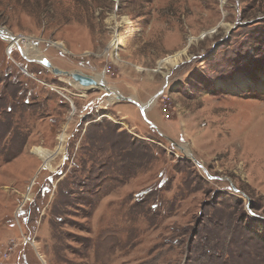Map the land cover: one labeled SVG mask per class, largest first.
Returning a JSON list of instances; mask_svg holds the SVG:
<instances>
[{"label": "rangeland", "instance_id": "374dc122", "mask_svg": "<svg viewBox=\"0 0 264 264\" xmlns=\"http://www.w3.org/2000/svg\"><path fill=\"white\" fill-rule=\"evenodd\" d=\"M0 29V264H264V0H0ZM37 57L161 91L155 130Z\"/></svg>", "mask_w": 264, "mask_h": 264}, {"label": "water", "instance_id": "95a60500", "mask_svg": "<svg viewBox=\"0 0 264 264\" xmlns=\"http://www.w3.org/2000/svg\"><path fill=\"white\" fill-rule=\"evenodd\" d=\"M2 33H5V31L0 29V38L2 37L1 36ZM20 52H21V50H20ZM33 62H35V63L41 65L43 68L49 70L51 72V74L55 77H66V78L70 79L74 84H76L80 89H82L84 91H89L92 89L102 90V89H97V88H104V85L102 84V82H100V80L102 81V79L99 78V77H103V75H101L99 77H95L92 75H85L79 71H73V72L61 71L59 69L52 67L50 62L44 57H41L40 60L36 59ZM104 92L108 96H111V95L115 96L116 101H118V102L133 104L138 109V111H139L141 117L144 119V121L149 126H152V128H154L152 123H149V121L146 119L145 111H146L147 106L151 105V102L156 98V96H159V94H161V91L157 95H155L152 99H150V101L146 105H144V104L140 105L132 97H124L118 91H114V90L112 91L110 89L105 88ZM170 143L173 145L172 142H170ZM193 162L198 167V169H200L203 173L207 174L206 171L203 169V167L199 163L195 162L194 160H193ZM232 190L234 192H237L233 188H232Z\"/></svg>", "mask_w": 264, "mask_h": 264}, {"label": "bare ground", "instance_id": "6f19581e", "mask_svg": "<svg viewBox=\"0 0 264 264\" xmlns=\"http://www.w3.org/2000/svg\"><path fill=\"white\" fill-rule=\"evenodd\" d=\"M6 36H7V38H10L8 34H7ZM13 41H14L15 44L18 45V42H16V40H13ZM20 41H21V40H20ZM23 42H24V41H23ZM112 42L114 43V46H115V47H112V48H114L113 56H116V57H117L116 52H117V49H118V48H116V45L120 43V40H119L118 36H115V37H114V40H113ZM14 43H13V47L16 46ZM113 43H111V44H113ZM23 44H24V43H23ZM11 45H12V44H11ZM24 45H25V44H24ZM26 47H27V46H26ZM57 47H59V46H57ZM61 48H62V47H61ZM23 53L26 54V51H24ZM35 56H36V55H35ZM37 59L40 60L41 57H37ZM167 63H169V64H173V63H174L172 57H169L166 61L164 60L163 64H167ZM161 66H162V65H161ZM163 66H164V65H163ZM69 85L73 86V88L79 89V87H78L77 85H75L73 82L69 83ZM103 89H105V87H104ZM81 90H82V89H81ZM83 91H84V90H83ZM114 97H115V96H114ZM109 101H110V102H113V100H111V99H110ZM140 105H142V104H140ZM146 110H147V109H146ZM61 147H62V142H60V143L57 145L56 150H55L54 152H50V151H48V150H43V149H41V148H35V149L33 150V153H34V154H35V155H36V156L42 161V163H44V166H45V165H48L51 161H53V160L55 159V157H56V155L59 153ZM60 153H61V152H60Z\"/></svg>", "mask_w": 264, "mask_h": 264}, {"label": "crops", "instance_id": "0c3cea01", "mask_svg": "<svg viewBox=\"0 0 264 264\" xmlns=\"http://www.w3.org/2000/svg\"><path fill=\"white\" fill-rule=\"evenodd\" d=\"M143 89V88H142ZM119 90V89H118ZM119 91H121V90H119ZM124 95V94H123ZM155 95H151L150 94V91L149 90H143L142 92H136V93H134V94H132V95H129V97H132V98H135L136 99V101L138 102V103H140V104H147L149 101H150V99H152L153 97H154ZM125 97H128V96H126L125 95ZM123 105H120L119 106V108H121ZM150 106V105H149ZM148 106V107H149ZM153 109H151V111H152ZM153 112V111H152ZM150 116V121L152 122V123H154L155 122V120L153 121V115H149ZM120 119V118H119Z\"/></svg>", "mask_w": 264, "mask_h": 264}, {"label": "clouds", "instance_id": "9594fccd", "mask_svg": "<svg viewBox=\"0 0 264 264\" xmlns=\"http://www.w3.org/2000/svg\"><path fill=\"white\" fill-rule=\"evenodd\" d=\"M14 40V38L12 37V41ZM17 46V45H16ZM17 48H20L19 46H17ZM13 49V48H12ZM9 51L11 50V48H9L8 49ZM21 53V52H20ZM101 75H103V74H101ZM100 75V76H101ZM104 75H105V73H104ZM92 76H95V77H99L98 75H92ZM100 79H102L101 77H99ZM93 90V89H92ZM95 90V89H94ZM113 96V95H112ZM116 99V98H115ZM154 129V128H153ZM155 130V129H154Z\"/></svg>", "mask_w": 264, "mask_h": 264}, {"label": "trees", "instance_id": "16d2710c", "mask_svg": "<svg viewBox=\"0 0 264 264\" xmlns=\"http://www.w3.org/2000/svg\"><path fill=\"white\" fill-rule=\"evenodd\" d=\"M10 54L11 55H13V53L15 52V51H13V49H11L10 51ZM14 54H16V53H14ZM10 67H11V65H10ZM27 92V91H26ZM152 131H153V129H151ZM155 132V131H154ZM22 212H25V211H22ZM24 215H25V213H23V216H21V217H24Z\"/></svg>", "mask_w": 264, "mask_h": 264}, {"label": "flooded vegetation", "instance_id": "af4514ba", "mask_svg": "<svg viewBox=\"0 0 264 264\" xmlns=\"http://www.w3.org/2000/svg\"><path fill=\"white\" fill-rule=\"evenodd\" d=\"M80 92H83V90H81Z\"/></svg>", "mask_w": 264, "mask_h": 264}, {"label": "built area", "instance_id": "2783aa9c", "mask_svg": "<svg viewBox=\"0 0 264 264\" xmlns=\"http://www.w3.org/2000/svg\"><path fill=\"white\" fill-rule=\"evenodd\" d=\"M22 43H24V42H22Z\"/></svg>", "mask_w": 264, "mask_h": 264}]
</instances>
